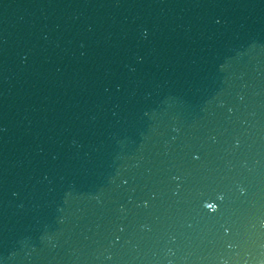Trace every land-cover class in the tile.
I'll return each instance as SVG.
<instances>
[{
	"label": "water",
	"instance_id": "water-1",
	"mask_svg": "<svg viewBox=\"0 0 264 264\" xmlns=\"http://www.w3.org/2000/svg\"><path fill=\"white\" fill-rule=\"evenodd\" d=\"M0 264H264V0H0Z\"/></svg>",
	"mask_w": 264,
	"mask_h": 264
}]
</instances>
